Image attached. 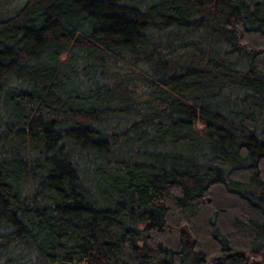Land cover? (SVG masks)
<instances>
[{"label": "trees", "instance_id": "16d2710c", "mask_svg": "<svg viewBox=\"0 0 264 264\" xmlns=\"http://www.w3.org/2000/svg\"><path fill=\"white\" fill-rule=\"evenodd\" d=\"M219 255L264 263V0H0V264Z\"/></svg>", "mask_w": 264, "mask_h": 264}, {"label": "rangeland", "instance_id": "374dc122", "mask_svg": "<svg viewBox=\"0 0 264 264\" xmlns=\"http://www.w3.org/2000/svg\"><path fill=\"white\" fill-rule=\"evenodd\" d=\"M218 257H221V255H219V256H214L213 258H212V260H211V262H210V264H216V263H218L220 260H221V258L219 259V261H216V259L215 258H218ZM253 260H260L261 262H262V259L260 258V257H254V256H252V257H248V264H252V261ZM262 264H264L263 262H262Z\"/></svg>", "mask_w": 264, "mask_h": 264}, {"label": "water", "instance_id": "95a60500", "mask_svg": "<svg viewBox=\"0 0 264 264\" xmlns=\"http://www.w3.org/2000/svg\"><path fill=\"white\" fill-rule=\"evenodd\" d=\"M238 254H241L240 252H237ZM221 257H218V258H215L216 261H219ZM74 264H77V263H74ZM252 264H262V262L260 260H253L252 261Z\"/></svg>", "mask_w": 264, "mask_h": 264}]
</instances>
